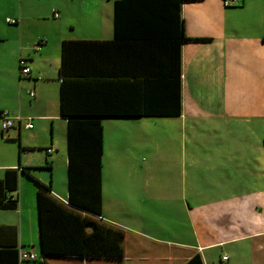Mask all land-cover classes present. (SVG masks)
I'll list each match as a JSON object with an SVG mask.
<instances>
[{
  "label": "crops",
  "instance_id": "0c3cea01",
  "mask_svg": "<svg viewBox=\"0 0 264 264\" xmlns=\"http://www.w3.org/2000/svg\"><path fill=\"white\" fill-rule=\"evenodd\" d=\"M115 1L0 0V96L15 107L14 111L33 115L8 112L22 122H15L6 133L1 130L0 118V144L11 142L12 130L17 133L18 142L23 131L34 129L37 118L58 117L61 43L113 40ZM179 1L182 23L172 37L161 40L155 35L137 36L139 39L128 43H150L152 47L166 43L164 48H148L153 50L151 57L156 59L158 50L167 52L162 58L175 61L179 57L180 116L104 117L100 121L103 125L105 118L176 120L177 130L183 133L189 129L194 143L188 148L184 145L178 159L174 150L166 151L165 157L159 159H163V192L154 187L150 177L141 184L137 199L132 200L120 191L119 185L113 184L105 193L103 152L102 217L155 245L199 254L204 264H214L220 256L219 252L214 256V250L225 246L233 253L232 260L225 262L258 264L262 262L260 255L250 257L246 250L251 249L252 240L264 237V0H234L230 7H225L223 0ZM7 18L17 23L8 24ZM132 48V53L121 52V65L114 68L118 75L109 74L117 88L113 90L117 95L110 100H117L122 106H134V101L139 100L135 93L141 84V53L140 46ZM100 58L102 62L106 56ZM20 59L30 69L28 76L20 74ZM92 60L91 67L99 64ZM118 76L124 79L119 80ZM29 90L34 91L33 98L28 95ZM51 107L54 116H36L37 109ZM3 109L0 108V116ZM28 119L33 125L30 130L23 128ZM19 150L20 153L22 148ZM155 162L148 168L154 169ZM131 166L129 160L123 169L118 165L116 178L125 182L121 172L132 173ZM18 167L31 166L19 159L17 162L11 152L0 149V178L6 169ZM23 176L19 175L14 193L18 208L0 210V226L16 227L18 244L30 248L38 257L40 249L37 251L34 242L23 237L25 229L30 237L33 231L31 203L36 195V186L26 183ZM52 194L66 201L67 192L62 196L52 190ZM236 242L244 248H233ZM255 249L261 252L259 244ZM224 257L227 256L219 257V263ZM75 261L67 264H113L106 260ZM115 264L139 263L124 259Z\"/></svg>",
  "mask_w": 264,
  "mask_h": 264
},
{
  "label": "trees",
  "instance_id": "16d2710c",
  "mask_svg": "<svg viewBox=\"0 0 264 264\" xmlns=\"http://www.w3.org/2000/svg\"><path fill=\"white\" fill-rule=\"evenodd\" d=\"M180 21L179 0H117L113 40L61 43L60 114L66 119L67 198L61 201L55 197L51 184L32 177L30 168L6 169L0 178V210L18 208L14 193L18 190L20 173L35 182L40 254L33 259H22L21 252L34 254L33 251L18 244L16 227L1 225L0 264H50L53 260L75 263L76 259L106 260L113 264L124 259L139 264H204L199 254L155 245L102 217L104 131L100 119L181 114L179 57L175 61L162 58L167 52L159 50L156 59L151 57L153 50L148 48H164L166 43L152 47L150 43L132 45L128 41L148 35L166 40L178 29ZM133 46H140L141 53V84L135 93L139 100L134 101V106H122L117 100H110L117 95L113 92L117 88L109 74L118 75L114 68L121 65V52L132 53ZM101 55L106 56L102 62ZM92 58L99 64L91 67ZM119 73L122 74L121 69ZM47 168H51L48 163ZM224 258L220 263L228 260Z\"/></svg>",
  "mask_w": 264,
  "mask_h": 264
},
{
  "label": "rangeland",
  "instance_id": "374dc122",
  "mask_svg": "<svg viewBox=\"0 0 264 264\" xmlns=\"http://www.w3.org/2000/svg\"><path fill=\"white\" fill-rule=\"evenodd\" d=\"M23 101L26 102V106H29L28 100L26 99L25 92H22ZM9 97V96H8ZM3 99V98H2ZM0 96V108L2 112H11L13 114H20L23 116H33L27 111H14L13 107L6 100H2ZM5 99V98H4ZM18 109V108H17ZM21 110V109H20ZM55 116H57V107L55 106ZM39 115L36 116H54L53 108L45 109L40 108L36 110ZM58 117H50V119L40 120L37 118L35 120L34 129L30 131H23L22 135L17 142V133L15 131H10V135L14 136L11 142H6L0 144V149L6 151L7 153H12L14 159L18 162L23 161L25 166H31L30 174L35 179L39 178L46 181V185L51 184V189L62 196H65L67 192V181H66V120ZM42 119V118H41ZM103 121V131H104V187L105 193H109L111 186L114 184L120 186V191L126 194L131 200L133 198L137 199V195L140 192L141 184L145 180H150V177L155 182V188L158 191L163 192L162 177L164 173L163 169V159L167 154L166 151L174 150L173 154L175 157L180 158L181 150L185 145L186 148L193 145V140L191 141V134L188 132L180 133L177 130L176 120L165 119V118H155V119H108L105 118ZM242 131V129H241ZM195 145V144H194ZM20 147L22 148L19 153ZM51 147L52 154L47 156L44 148ZM128 160L132 163V168L130 172L125 174L121 172L125 182L116 178L117 166L121 165L122 169L127 165ZM155 162L154 169L148 168L150 163ZM50 164L52 170H48L46 165ZM125 174V175H124ZM21 175V173L19 174ZM126 175H131L127 177ZM158 176V180H154ZM23 179L29 185H35V182L31 180L27 175L24 174ZM40 181V180H39ZM118 181H121L118 183ZM36 186V185H35ZM34 187V186H33ZM36 193V192H35ZM56 197V195H54ZM60 199L59 197H57ZM64 201L63 199H60ZM31 221L33 225V231H28L25 229L23 237L26 241L32 240L35 244V249L39 250V240H38V217H37V203L36 195L35 201L31 203ZM106 221V220H104ZM111 224L116 225L111 221H106ZM118 226V225H116ZM163 227V226H162ZM164 228V227H163ZM138 235V234H137ZM140 236V235H138ZM142 238V236H140ZM144 238V237H143ZM147 239V238H145ZM149 240V239H147ZM258 241V243H257ZM251 242V241H250ZM249 242H246L248 244ZM259 244L261 252L257 253L255 246ZM251 245V243H250ZM29 246V245H28ZM233 248H244L242 243L236 242ZM250 250H246L248 255L251 257L252 254H259L262 258V262L258 264H264V237L257 240H252V246ZM221 255H226L229 260H232V249L229 246H225L222 249H215L214 256L217 253ZM219 256V257H220ZM219 257H216L214 264H229L228 262L219 263ZM231 258V259H230ZM255 259V258H254ZM259 259V258H257ZM249 261V260H248ZM65 260H53L50 264H66ZM144 263V262H141ZM256 264V262H253Z\"/></svg>",
  "mask_w": 264,
  "mask_h": 264
},
{
  "label": "built area",
  "instance_id": "2783aa9c",
  "mask_svg": "<svg viewBox=\"0 0 264 264\" xmlns=\"http://www.w3.org/2000/svg\"><path fill=\"white\" fill-rule=\"evenodd\" d=\"M234 4H235L234 0H223V5L225 7H230V6H233ZM54 16L56 17L57 14H54ZM6 23L14 25L17 23V21L14 19L7 18ZM19 70H20L21 76H28L30 73V69L27 66V63L24 59L19 60ZM28 95L31 98H33L35 96V93L34 91L29 90ZM0 118H1V130L3 133H6L8 132V130L13 128L15 126V122H20V123L22 122V119L20 117L13 118L12 116H10L8 112H2ZM23 128L26 130H30L33 128V125L30 123L29 119L23 124ZM47 153L51 154L52 150L48 149ZM20 255H21V258L25 260L28 258L33 259L36 257L34 254H31V253L29 254L28 252H25V251L21 252ZM224 260H226V258H224Z\"/></svg>",
  "mask_w": 264,
  "mask_h": 264
}]
</instances>
